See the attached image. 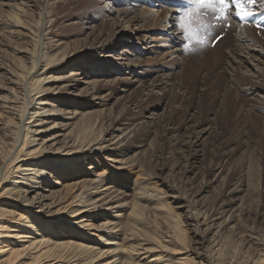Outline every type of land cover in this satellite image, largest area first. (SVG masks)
I'll return each instance as SVG.
<instances>
[{"label":"rangeland","instance_id":"rangeland-1","mask_svg":"<svg viewBox=\"0 0 264 264\" xmlns=\"http://www.w3.org/2000/svg\"><path fill=\"white\" fill-rule=\"evenodd\" d=\"M174 1L187 6L185 12L192 10L193 13L190 17L185 16L192 22L189 23L188 28L186 27L187 30H182L184 33L181 46L175 47L184 50L182 58H179L178 53L173 52L176 43L157 42L160 37H155L157 33L154 32L156 27L154 22L157 19L154 10L160 9L161 17L175 12L178 14L180 10L175 6ZM30 2L31 0H0V12L23 7L28 10L26 19L29 21L39 19L42 22L44 14L39 18L37 6ZM25 3L29 4L28 8ZM50 3L48 12L46 11L49 14H46V20L49 23L44 37L49 40L48 45L53 46L44 49L49 55L63 49L68 54L81 52L96 43V39L101 35L115 31L122 33L110 50L94 54L92 60L88 58L89 54L84 57L87 58L83 62V69L86 73L89 72V76L96 71L101 77L91 74L94 75L93 78L109 80L108 83L98 82L94 90L97 98L100 99L94 101L96 105L92 110L97 111L99 117L102 116V120L104 119L97 125L99 139L119 140L120 147L96 153L91 160L84 161L83 174L88 171L90 173L88 175L94 178L95 175L113 170L117 164L108 162V159H111L108 156L117 155L118 161L124 159L129 160L130 163L134 162V167L137 166L134 170L140 172L141 177L136 185H133L134 176L123 181L124 186H127L123 189L125 192L122 197L123 202L127 200V203H130L136 198L133 189L136 192V188L140 187L147 190L153 188L156 192L153 193L156 194L155 198H161L171 212L179 216L183 227L187 229L188 237H193L195 241L198 237L197 234L195 235V224L190 222L188 216L194 211L211 216L221 208L219 211L224 212L219 217L233 214L234 221L226 223L233 227V234H225L227 235L225 246L229 243V247L224 246L225 253L223 252L222 256L224 259L220 258L218 264H228V262L243 264V256L249 258L245 261L249 264L257 255L263 256L262 264H264V95H262L264 77H261L264 74V63L262 60L257 57L252 59L244 54L242 57L246 58V62L240 64L242 67L237 70L229 59L231 56L229 44L232 40L229 35L222 34L223 27L226 29L228 25L214 14L205 12V8H198V1L52 0ZM124 9L126 12L119 17L118 11ZM144 9L150 10V14H146ZM1 20L0 101L9 100L8 92L15 91L13 77L7 75L4 69L14 71L15 66H11L12 59L20 58L21 54L18 55V51L29 49L26 31L22 27L11 26L8 21L7 23ZM217 26L220 30H217L219 29ZM251 26L247 28L255 31L252 34L260 40L257 41L262 43L264 49V29ZM210 34L213 36L211 37ZM218 37L220 38L217 39ZM138 38L141 39L138 41ZM213 40L216 42L211 45ZM122 50H125V58L129 59L131 55H135L141 61L140 68L134 69L137 76L131 78V81L125 79L127 75L123 72L124 79L117 80L116 78H122L121 74L118 75L105 63L96 65L105 57L114 59ZM184 54L187 56L185 57ZM22 60L27 61V56ZM140 69L144 70L143 74L138 73ZM159 75L163 77V82H168L148 95L149 84ZM84 86L82 85L80 89H84ZM75 94L78 95L76 96L78 104L74 102L62 106V113L83 104L80 99L84 100V98L79 90ZM43 98L45 97L42 96L41 99ZM135 122H139L140 126L133 125L131 137L120 139L115 137L117 129L131 128L132 124H136ZM60 125L62 122L59 127ZM61 139L59 137L55 142L51 141L44 145L48 148L51 143H56L58 147L63 143ZM50 149L52 147L48 150ZM90 166L92 169H87ZM68 175L66 179L65 177L62 179L64 181L61 180L65 187L82 180L77 178V175L82 176L81 173L76 175L70 172ZM57 189L60 188L54 190ZM62 195L67 205L71 202L74 192L64 190ZM64 218L66 217H59L61 221H67L63 220ZM92 223L96 224L95 220ZM225 255L229 257L225 258ZM234 255L238 256V260Z\"/></svg>","mask_w":264,"mask_h":264},{"label":"bare ground","instance_id":"bare-ground-1","mask_svg":"<svg viewBox=\"0 0 264 264\" xmlns=\"http://www.w3.org/2000/svg\"><path fill=\"white\" fill-rule=\"evenodd\" d=\"M50 1L52 0H31L33 5L37 6L38 17L42 18L44 14L42 22L39 19H26L28 10L23 7L0 12V19L8 21L11 26L22 27L29 39V49L23 48L24 50L18 51L20 58L12 59L11 66H15V70L4 69L7 75L13 77L15 91L8 92L9 100L0 101V121H3L0 123V264H218L225 251V234H233V227L226 224L234 221L233 214L219 217L224 212L219 211L221 208L211 216L199 211L192 212L188 219L195 224V235H198L196 242L193 237H188L187 229L183 227L179 216L173 214L161 198H155L156 194L153 193L156 192L153 188L141 189L138 184L140 188L135 187L138 191L133 189L136 198L130 203H127V200L122 201L125 194L123 189L127 187L123 181L134 176L133 185H136L141 177V173L134 170L137 167H134V162L130 163L124 159L118 161L117 155L108 156L111 158L108 162L117 164L115 168L112 166L113 170H106L107 172L95 175L94 178L88 175V171L83 174L84 161L91 160L96 153L119 148L118 139L131 137L133 125L140 124L135 122L132 127L129 125L131 128L117 129L115 137H118V141L99 139L97 125L104 119L99 117L97 111L92 110L95 102L100 99L94 90L98 82L108 83L109 80L93 78L94 75H101L96 71L89 76V72L86 73L83 69V62L87 58L84 57L89 54L88 58L92 60L94 54L110 50L122 33L115 31L101 35L96 39V43L81 52L68 54L63 49L49 55L44 51L50 46L47 43L49 40L44 37L49 23L46 20V14L49 15L46 11L51 5ZM174 2L181 14L175 12L161 17L160 9L154 10V14L157 13L154 22V32L157 33L155 37H160L157 42L171 41L176 43L173 48L181 46L184 33L182 30L188 28L192 22L185 17L188 7ZM27 6L29 4H26ZM251 10L257 16L252 23L254 26L257 25L256 20L264 15V0H257ZM125 12L126 9L119 10L118 16L121 17ZM205 12L214 14L216 18L220 16L215 8H205ZM147 13L150 14V10L146 11ZM220 21L228 25L226 29L223 27L224 31L221 33L224 36L229 35L232 40L229 44V59L237 70L242 67L240 64L246 62V58L242 57L244 54L252 59L257 57L264 63L262 43L254 37L255 31L251 29V32L247 28L249 24L237 21L234 7ZM124 52L125 50H122L114 59L105 57L96 65L105 63L118 75L121 74L122 78H116L117 80L124 79V73L127 75L125 79L131 81V78L137 76L134 69L140 68L141 61L135 55H131L129 59L125 58ZM173 52L178 53L179 58L183 57L184 50L181 47L175 48ZM171 53L170 55H173ZM24 56H27V61L22 60ZM143 72L144 70L140 69L138 73ZM261 77H264V74ZM162 79L160 75L154 77L149 84L148 95L154 93L162 84L166 85L168 81L163 82ZM82 85H85L84 89H80ZM77 90L84 98L80 99L83 104L62 113V106L74 102L78 104V95L75 94ZM262 90L264 95V89ZM89 91L92 93H88ZM42 96L45 98L41 99ZM59 137L63 143L58 147L56 143H51L49 147L52 149L48 150L49 147L44 144L55 142ZM70 172L76 175L81 173L82 176L77 175V178L82 180L65 187L62 179H66ZM143 180L146 181L144 178ZM56 188L60 189L54 190ZM64 190L74 192L71 202L67 205L62 195ZM59 217H66L63 220L67 221L63 222ZM99 217L104 218L97 219ZM94 220L96 224L92 223ZM228 244L226 248L229 247ZM262 257L257 255L249 264H262ZM242 260L243 264H246L245 261L249 258L243 256Z\"/></svg>","mask_w":264,"mask_h":264},{"label":"snow or ice","instance_id":"snow-or-ice-1","mask_svg":"<svg viewBox=\"0 0 264 264\" xmlns=\"http://www.w3.org/2000/svg\"><path fill=\"white\" fill-rule=\"evenodd\" d=\"M257 4V0H198V8H215L220 16L218 19H224L231 8H235V17L241 21L247 20L252 17L254 13L251 9ZM192 10L185 12V16L190 17ZM264 19V15L261 16ZM259 26V21H257ZM219 39V37L217 38Z\"/></svg>","mask_w":264,"mask_h":264}]
</instances>
